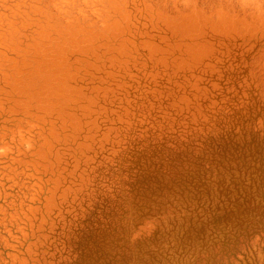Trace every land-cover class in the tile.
<instances>
[{"label":"rangeland","instance_id":"obj_1","mask_svg":"<svg viewBox=\"0 0 264 264\" xmlns=\"http://www.w3.org/2000/svg\"><path fill=\"white\" fill-rule=\"evenodd\" d=\"M149 50L63 86L79 129L60 166L64 202L44 230L49 264H262L264 107L249 106L243 78L226 85L230 94L211 81L157 83Z\"/></svg>","mask_w":264,"mask_h":264},{"label":"bare ground","instance_id":"obj_2","mask_svg":"<svg viewBox=\"0 0 264 264\" xmlns=\"http://www.w3.org/2000/svg\"><path fill=\"white\" fill-rule=\"evenodd\" d=\"M152 45L157 83L211 81L227 92L243 78L249 106L264 107V0H0V264H49L44 230L64 202L60 166L79 129L64 84ZM262 238L254 247L264 264Z\"/></svg>","mask_w":264,"mask_h":264}]
</instances>
